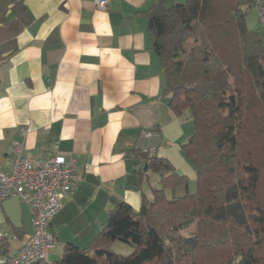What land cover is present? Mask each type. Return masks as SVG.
<instances>
[{"label": "crops", "instance_id": "crops-1", "mask_svg": "<svg viewBox=\"0 0 264 264\" xmlns=\"http://www.w3.org/2000/svg\"><path fill=\"white\" fill-rule=\"evenodd\" d=\"M153 2L108 0L103 10L94 0H0V171L10 170L15 142L27 157L58 153L76 165L50 225L48 262L69 242L91 246L121 202L138 210L143 193L152 198L151 179L129 152L142 129L157 130L156 155L196 185L182 149L192 123L169 105L143 12ZM7 218L0 202V235L18 240L13 255L33 232L31 205L22 201L20 225Z\"/></svg>", "mask_w": 264, "mask_h": 264}, {"label": "trees", "instance_id": "trees-1", "mask_svg": "<svg viewBox=\"0 0 264 264\" xmlns=\"http://www.w3.org/2000/svg\"><path fill=\"white\" fill-rule=\"evenodd\" d=\"M252 6L155 0L143 11L169 105L192 123L182 149L196 188L168 160L134 146L141 174L159 177L152 198L143 193L138 210L115 206L91 246L69 242L59 259L32 264H264V36L248 27ZM10 239L0 235V258L11 256ZM117 240L134 251L114 252Z\"/></svg>", "mask_w": 264, "mask_h": 264}, {"label": "built area", "instance_id": "built-area-1", "mask_svg": "<svg viewBox=\"0 0 264 264\" xmlns=\"http://www.w3.org/2000/svg\"><path fill=\"white\" fill-rule=\"evenodd\" d=\"M249 1L258 12L259 28L264 36V0ZM94 2L101 9H108V0ZM160 140L155 128H144L136 146L151 158L157 154ZM75 178L76 165L72 158L67 159L58 153L46 158H30L22 153L21 144L15 142L10 170L0 171V202L13 197L29 202L33 232L15 254L0 258L1 263L32 264L48 260L49 250L56 247V235L50 225L72 191Z\"/></svg>", "mask_w": 264, "mask_h": 264}, {"label": "rangeland", "instance_id": "rangeland-1", "mask_svg": "<svg viewBox=\"0 0 264 264\" xmlns=\"http://www.w3.org/2000/svg\"><path fill=\"white\" fill-rule=\"evenodd\" d=\"M181 1H183V0H181ZM247 23H248V27L250 29L257 30L259 28L258 12H257L256 8L253 7V6L249 9L248 16H247ZM150 179H151L150 182L152 183L153 187H158V188L160 187V183H159L157 175L150 174ZM195 188H196V186H194V185L191 186L190 187V191H194ZM178 193L179 194L185 193V189L183 190L182 188H180ZM192 230H194V226H192L188 230L183 231V233L189 234ZM10 241H11V244H12L11 252H13L15 250L16 246H17L18 240H16V238L12 239V237H11ZM57 249L60 250V248H57ZM112 249L116 253L123 254V255H128V254H131L134 251V246H132L129 243L117 240V241H115L112 244ZM60 257L61 256H59L58 259Z\"/></svg>", "mask_w": 264, "mask_h": 264}, {"label": "water", "instance_id": "water-1", "mask_svg": "<svg viewBox=\"0 0 264 264\" xmlns=\"http://www.w3.org/2000/svg\"><path fill=\"white\" fill-rule=\"evenodd\" d=\"M147 168V165L143 167L144 170H147ZM21 205L22 201L19 197L10 198L2 203L6 215L14 225L21 224Z\"/></svg>", "mask_w": 264, "mask_h": 264}]
</instances>
